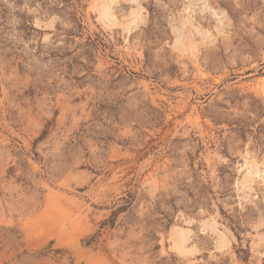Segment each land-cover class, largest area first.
Segmentation results:
<instances>
[{"label": "rangeland", "instance_id": "obj_1", "mask_svg": "<svg viewBox=\"0 0 264 264\" xmlns=\"http://www.w3.org/2000/svg\"><path fill=\"white\" fill-rule=\"evenodd\" d=\"M0 264H264V0H0Z\"/></svg>", "mask_w": 264, "mask_h": 264}]
</instances>
